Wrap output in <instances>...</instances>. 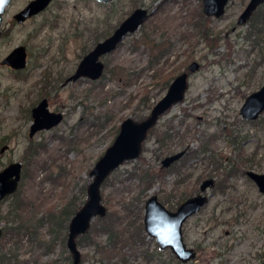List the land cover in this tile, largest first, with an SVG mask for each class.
Instances as JSON below:
<instances>
[{
    "label": "rangeland",
    "instance_id": "1",
    "mask_svg": "<svg viewBox=\"0 0 264 264\" xmlns=\"http://www.w3.org/2000/svg\"><path fill=\"white\" fill-rule=\"evenodd\" d=\"M28 1L12 0L2 17L0 61L13 47L23 44L27 66L25 71H15L0 62V147L8 144L0 152V169L13 160L25 161L28 143H45V148L36 154L40 163L36 164L39 168L35 178L26 179L21 185L22 200L28 205L31 220L41 216L46 208L60 207L68 195L86 200L87 192L82 196L81 186L91 180L89 171L110 145L115 127L126 117L142 119L139 115L149 112L146 102L154 103L166 90L154 82L162 81L163 75L173 69L181 72L196 60L200 67L189 74L183 99L157 122L172 125L171 137L161 147L148 134L140 155L123 161L102 183L101 193L109 199V209L119 211L125 207L134 209L127 202L135 203L138 193L144 198L155 192L159 196L168 193L179 175L171 173L164 183L154 181L150 188L141 190L137 169L144 167L154 172L170 150L196 148L201 139L215 132L210 143L214 160L222 156L227 162L239 150L240 157L249 160L226 179L228 184L222 191L215 188L221 175L214 173L209 151L184 157L186 166L180 171L182 175L191 174L186 195L194 194L204 177L211 176L216 181L208 190L209 202L183 224L184 241L196 250L195 257L177 262L169 248L160 249L155 238L145 232L146 246L156 256L146 261L140 254L131 255L128 264H260L264 259V192L246 171H264V112L254 123L245 121L239 112L245 97L264 82V59L260 60L258 50L249 51L246 30L250 17L244 23L237 22L248 0H228L221 16H210L205 21L207 40L199 33L204 25L203 19L198 20L202 0H52L38 14L16 22L13 14ZM160 2L162 6L157 7ZM138 6L146 7L150 15L101 58L106 62L103 75L97 80L80 78L63 83L94 43L110 34ZM157 53L158 60L151 62ZM161 68L162 76H153ZM145 94L148 98L143 104ZM41 97H47L51 110H63L64 118L29 140V107ZM193 128L197 133L194 137ZM234 133H238L236 143L230 140ZM73 143L74 147L65 149ZM42 163H46V168H40ZM66 168L72 169L63 178V185L58 176ZM13 200L8 196L0 201V212L11 210L9 216H14L17 203ZM23 214L25 219L26 213ZM3 225L1 218L0 226ZM46 228L42 226L39 231L44 240L50 238ZM95 238L104 240L105 235L100 232ZM85 241L77 243L81 253L93 254L92 246ZM49 246L44 249V243L39 245L24 235L15 249L14 263L73 264L66 242L63 245L55 240ZM8 247H12L9 242L3 249ZM80 264L99 263L91 256L80 260Z\"/></svg>",
    "mask_w": 264,
    "mask_h": 264
},
{
    "label": "water",
    "instance_id": "2",
    "mask_svg": "<svg viewBox=\"0 0 264 264\" xmlns=\"http://www.w3.org/2000/svg\"><path fill=\"white\" fill-rule=\"evenodd\" d=\"M11 1L0 0V35L3 13ZM51 1L29 0L25 6L14 14V18L18 23L23 22L27 17L44 10ZM99 1L108 2L110 0ZM227 3L228 0H202V12L207 16L219 17L225 12ZM262 3H264V0H248L239 14L237 22H246L252 12ZM149 15L150 11L146 7H135L108 36L96 42L92 49L82 56L74 73L66 78V82L76 80L80 76H88L92 79L99 78L104 70V63L100 56L113 51L124 36L135 31ZM0 62L15 69L24 68L27 64L25 45L19 44L13 47ZM199 65V62L193 60L189 63L188 69L195 71L199 68ZM186 88L187 73L183 72L171 81L164 94L152 106L145 118L136 121L132 117H126L121 121L114 140L90 170L92 179L87 185L86 200L77 208L69 220L66 246L71 253L73 264H80L81 260V251L77 244L78 235L88 230L91 220L95 216H102L106 213V206L102 202L100 192L102 182L124 160L136 158L140 154L142 142L148 130L163 112L183 98ZM31 112L33 120L29 128L30 135H33L39 129L50 128L58 124L63 118L61 111H53L48 108L46 97L33 106ZM239 112L243 118L248 120L257 119L264 112V83L245 97ZM5 146L3 145L1 150ZM184 152L183 149L165 156L162 160L163 165H169L182 156ZM21 173L22 162L20 160L11 161L0 169V201L16 191ZM246 173L255 181L258 189L264 192V171L256 172L249 169ZM212 182L213 180L210 178L205 179L200 188L204 190ZM208 200L209 196L206 194L197 193L182 201L175 210H170L158 199L157 194H151L144 204L143 223L146 233L155 238L160 249L170 248L180 261L188 262L192 260L196 255V251L184 241L182 225L186 218L196 213ZM2 232L3 229L0 226V237ZM260 264H264V259Z\"/></svg>",
    "mask_w": 264,
    "mask_h": 264
},
{
    "label": "trees",
    "instance_id": "3",
    "mask_svg": "<svg viewBox=\"0 0 264 264\" xmlns=\"http://www.w3.org/2000/svg\"><path fill=\"white\" fill-rule=\"evenodd\" d=\"M136 3V2H135ZM139 4V3H136ZM162 2L157 4V7L162 6ZM201 16V17H200ZM200 17V18H199ZM198 20L203 19L204 25L201 24L199 33L201 34V37H206L205 39H209V32L206 33L205 31V21L210 19V16L204 15L202 12H200L198 16ZM249 24L248 28L246 30V37L249 38L250 41V50H258V54L261 53L260 60L264 59V53L262 51V43H263V37H264V3L259 5L254 11L253 14L249 18ZM188 34V33H187ZM217 44V43H215ZM161 53V52H160ZM155 54L150 59L151 62L157 61L158 54ZM255 68L253 65L252 70ZM163 69L161 68L160 71H155L153 76L158 77L162 76ZM175 69H173L170 72H166L163 75L162 81L157 82L158 88H164L166 87L170 79L175 76ZM46 74L44 77L46 78ZM45 88L47 87V84L44 83ZM148 98V95H144L141 99V103L145 104V100ZM153 103H149L148 101L145 104V108L149 110L152 107ZM148 113H142L139 115L141 118H144ZM260 119V117L258 118ZM257 119V120H258ZM256 120V122H257ZM264 120V118H263ZM262 120V121H263ZM248 121V120H245ZM251 123H254V120H250ZM165 127V128H164ZM172 125L170 123H167L166 125L162 126V128H157L155 130V141L159 144V146H164L166 144V141L170 135H172L170 128ZM190 129V127H189ZM196 128H193V137L194 135H197ZM186 130V129H185ZM236 130L235 128L233 129ZM118 131V125L115 127L114 136ZM152 132V129L149 132ZM216 135L215 132H213L207 139H201L199 142V146L196 148L188 147L187 155L192 153L193 155L196 154L197 151L200 152H207L208 157H210V161L212 163L213 168L219 177L221 175V181L218 183V187L220 190H225L227 186L226 179H229L231 177V174L233 172H237V170L242 169V166L245 162L244 159L240 157V150L238 153H236V157H229V160L225 162L224 157L218 156V160L213 159L214 150L212 147H210V143L212 138ZM199 139V135L197 136ZM238 138V133H234L230 140H232L234 143H236L235 140ZM113 140V139H112ZM45 146V143H41L40 141L29 143L26 146V160L24 161V168H23V177L21 184L19 188L10 196V198L14 200L13 202L17 203V211L14 213V216H9L10 211L7 213H1L0 212V219L2 218L4 220V225L2 227L3 233H2V239L0 240V264H17L14 263L17 259L15 258V249L19 247V243L21 241V238L24 235H27L29 238H34L39 245L44 243L45 248L48 249L50 246V243H53L55 240L61 242L63 245H65L66 238H67V232H68V223L71 218V216L74 214V212L77 210V208L84 202L85 200L79 201V198H75L74 195H68L65 202L58 208L50 207L46 208L43 212V214L37 218H33L31 220V216H29V212H27L26 207L28 206L26 201L22 200V183L29 178H35V175L37 173V170L39 167H36L37 163H40L37 161L36 154H38ZM70 147H74V143L69 146H67L65 149L69 150ZM45 148V147H44ZM244 159V160H243ZM178 166V168H177ZM186 166V161L182 159L178 163L173 164L170 168H164L162 167L160 170L156 172H152L144 167H139L136 171V175L139 177L140 182L142 183V189L146 190L150 188L153 185L154 181L163 182L165 180V177L170 173H176L179 175V178H185L186 175L190 173H185L182 175V172L180 171L181 168ZM40 168H46V163H42L40 165ZM143 168V169H142ZM72 168H66L64 172H60L58 178L61 180V182L64 185L63 178L71 172ZM142 169V170H141ZM177 170V171H174ZM179 180V179H178ZM176 180V186L180 184V180ZM86 187L87 184H83L81 186L80 192L81 195H86ZM178 192V193H176ZM187 191L186 189H180L179 187H173L172 189L163 195H160L161 199L165 203H169L170 206H173L172 200H175L176 203L179 202L182 197L186 195ZM103 196L104 203L107 207L106 213L104 215L97 216V220L94 223H91L88 230L78 235L77 237V243H81L82 240H86L89 245L92 246L93 254H90L89 252L81 253V261L85 260L86 258L91 256H95V262H98L99 264H128L129 258L131 255L137 256V254L142 255V257L149 261L151 260L155 255L154 251H150L146 246V233L144 230V224H143V205L145 198L140 197V193H138L134 200H136L135 203L133 201L127 202V205L132 204V208L125 207L123 211L119 210H110L109 206V199L106 198V196ZM16 200V201H15ZM27 205V206H26ZM37 205H35L36 207ZM26 213V218L23 219L24 214ZM17 217H21L19 220H17ZM47 226L46 230L49 234V237L47 240H44L43 237L40 235V228L42 226ZM103 233L105 235L104 240H97L95 237L98 233ZM9 242L12 247H8V249H3L5 244ZM172 256L175 258V256L172 254ZM177 262H179L178 259H176Z\"/></svg>",
    "mask_w": 264,
    "mask_h": 264
},
{
    "label": "flooded vegetation",
    "instance_id": "4",
    "mask_svg": "<svg viewBox=\"0 0 264 264\" xmlns=\"http://www.w3.org/2000/svg\"><path fill=\"white\" fill-rule=\"evenodd\" d=\"M98 1H99V0H98ZM100 2H103V1H100ZM103 3H107V2H103ZM40 12H41V11H40ZM15 13H16V12H15ZM15 13H14V14H15ZM14 14H13V18H14ZM37 14H38V13H37ZM35 15H36V14H35ZM32 16H33V15H32ZM29 17H31V16H29ZM29 17H27V18H29ZM27 18H26V19H27ZM26 19H25V20H26ZM14 20H15V18H14ZM25 20H24V21H25ZM15 21H16V20H15ZM24 21H23V22H24ZM16 22H17V21H16ZM114 29H115V28H114ZM114 29H113V30H114ZM113 30H112V31H113ZM112 31H111V32H112ZM111 32H110V33H111ZM2 33H3V31H2V27H1V34H2ZM128 34H129V33H128ZM108 35H109V34H108ZM108 35H107V36H108ZM0 36H1V35H0ZM122 40H123V39H122ZM96 42H98V41H96ZM96 42L94 43V45L96 44ZM94 45H93V46H94ZM93 46H92V47H93ZM92 47H91L90 49H92ZM90 49H89V50H90ZM89 50H88V51H89ZM88 51H87V52H88ZM87 52H86V53H87ZM111 52H112V51H111ZM111 52H107V53H105V54H102V55L100 56V59H101L103 56H105V55H107V54H109V53H111ZM81 58H82V57H81ZM101 60H102V59H101ZM79 61H80V60H79ZM102 61H103V60H102ZM78 63H79V62H78ZM78 63H77V65H78ZM103 63H104V70H105L106 62L103 61ZM77 65L75 66V68H74V70H73L72 73H74V71H75ZM188 65H189V64H188ZM26 66H27V64H26ZM26 66H25L24 68H21V69H15V68H12V67H10V66H9V67H10L11 69H14L15 71H21V70H24V71H25ZM199 67H200V65H199ZM104 70H103V73H104ZM195 71H196V70H195ZM183 72H186V73H187V85H188V76H189V74H190L191 72H194V71H190V70L188 69V66H187V67H184V69H183L181 72L177 73V74L172 78V80H173L177 75H179V74H181V73H183ZM72 73H70L69 75H71ZM103 73H102V75H103ZM69 75H68V76H69ZM102 75H101V76H102ZM68 76L65 77L63 83H67V82H70V81H76V80H78V79H80V78H87V79H90V80H97V79H99V78L101 77V76H100L99 78L92 79V78H90V77H88V76H80V77L77 78L76 80H69V81L66 82V78H67ZM172 80H170L169 84L166 86L165 89L168 88V86L170 85V83H171ZM154 83L156 84L157 82H154ZM263 83H264V82H263ZM263 83H262V84H263ZM165 91H166V90H165ZM185 91H186V90H185ZM184 93H185V92H184ZM41 95L44 96L45 94H41ZM183 97H184V96H183ZM42 98H44V97H41V98H40V99H39V100H38L33 106H35V105H36V104H37ZM46 98H47V97H46ZM182 99H183V98H182ZM182 99H181V100H182ZM47 100H48V99H47ZM181 100H179V101H181ZM157 101H158V100H156V101L153 103V105H154ZM179 101H177V102H179ZM177 102H175V103H177ZM175 103H174V104H175ZM174 104H172L171 106H173ZM153 105H152V106H153ZM30 106H31V105H30ZM33 106L29 107L28 119L31 120L30 123H29V128H30V124H31V122H32V120H33L32 112H31ZM171 106H170V107H171ZM170 107H169V108H170ZM48 108H49V105H48ZM151 108H152V107H151ZM151 108L149 109V112H150ZM169 108H168V109H169ZM49 109H50V108H49ZM168 109H167V110H168ZM50 110H51V109H50ZM53 111H60V110H53ZM61 112L63 113V118H64V111L62 110ZM149 112H148V114H149ZM163 113H164V112H163ZM163 113H162V114H163ZM162 114L159 116V118L162 116ZM146 116H147V115H146ZM146 116H145V117H146ZM145 117H144V118H145ZM63 118H62V120H63ZM159 118H158V120H159ZM142 119H143V118H142ZM142 119H140V120H142ZM158 120H157V121L154 123V125L148 130L147 135L149 134L150 130L152 129V132L150 133V137H151V138H155V130H156L157 128H158V129H159V128H162V126H163L162 124H158V125H157ZM245 120H247V119H245ZM136 121H139V120H136ZM59 123H60V122H59ZM59 123H58V124H59ZM120 123H121V122H120ZM120 123L118 124V131H119ZM56 125H57V124H56ZM56 125H54V126H56ZM54 126H52V127H50V128H42V129H39V130H37L36 132H34L33 135H30V134H29V128H28V137L31 138V137L34 136L37 132H39V131H41V130H44V129H51V128H53ZM171 128H172V127H171ZM171 128H170V131H171ZM118 131H117V133H118ZM176 132H178V131H176ZM117 133L115 134V136L117 135ZM171 133H173V132L171 131ZM147 135H146V137H147ZM115 136H114V138H115ZM170 136H171V135H170ZM146 137H145V139H146ZM114 138H113V140H114ZM145 139H144V140H145ZM29 140H32V138L29 139ZM113 140H112V141H113ZM144 140H143V142H144ZM112 141H111V143H112ZM143 142H142V146H143ZM155 142H156V141H155ZM33 143H34V142H33ZM111 143H110V144H111ZM28 144H29V143H28ZM156 144L159 146V144H158L157 142H156ZM3 145H6V146H5V148H4L3 150H1V147H2ZM3 145L0 147V152H3L5 149L8 148V144H3ZM142 146H141V148H142ZM107 147H108V146H107ZM161 147H163V146H161ZM183 149L185 150V152L183 153L182 156H180L178 159H176V160H174L173 162H171L169 165H163L162 160L164 159L165 156L170 155V154H173V153H175V152H177V151H180V150H183ZM104 151H105V150H104ZM187 151H188V146H184V147H182V148H180L179 150H176V151H174V150H170L169 152H167V154H165V155L161 158V160H160V163H161V164H160V167H159L157 170H155L154 172L160 170L162 167H164V168H170L171 166H173V164L178 163L179 161H181L182 159H184V157H185L186 154H187ZM101 155H102V154H101ZM101 155H100V156H101ZM139 155H140V154H139ZM139 155H138V156H139ZM138 156H137V157H138ZM127 160H128V159H127ZM13 161H14V160H13ZM20 161L22 162V173H21V178H20L19 184H18V188H19V186H20V184H21V181H22V177H23V168H24V161H23V160H20ZM124 161H125V160H124ZM10 162H11V161H10ZM95 162H96V161H95ZM7 164H8V163H7ZM94 164H95V163H94ZM211 167L213 168V166H211ZM1 169H2V168H1ZM91 169H92V168H91ZM91 169H90V170H91ZM115 169H116V168H115ZM115 169H114V170H115ZM114 170H112V171L110 172V174H111ZM171 173H172V172H170L169 174H171ZM204 173L206 174V172H204ZM204 173H203V174H204ZM89 174H90V171H89ZM110 174H109V175H110ZM169 174H168V175H169ZM203 174H202V175H203ZM109 175H108V176H109ZM202 175H201V176H202ZM108 176H107V177H108ZM203 176H204V175H203ZM107 177H106V178H107ZM190 177H191V174L186 175L185 178H183V179H182V178H178V179L180 180V184H179L178 186H176V182H177V181H176V182H174V184L172 183L173 187H175V188H176V187H179L180 189H183L181 186H184V189L187 188L186 186H188V184L191 183V182H190ZM106 178L104 179V181L106 180ZM165 178H166V177H165ZM208 178L212 179L213 182H212V184L208 185L204 190H202V189L200 188V186H201L202 182H203L205 179H208ZM91 179H92V178H91ZM178 179H177V180H178ZM179 180H178V181H179ZM252 180H253V179H252ZM104 181H103V182H104ZM194 181H195V180H194ZM194 181H193V182H194ZM253 181H254V180H253ZM103 182H102V183H103ZM215 182H216L215 179H214L213 177H211V176L202 178L201 182L199 183L198 189H197L196 192H195L194 194H192V195H195V194H197V193H203V194H206L207 196H209V199H210V193H208V190H209V188H211V187L215 184ZM254 182H255V181H254ZM88 183H89V182H88ZM87 185H88V184H87ZM101 185H102V184H101ZM256 185H257V184H256ZM226 187H227V186H226ZM18 188H17V189H18ZM215 188H216V190H218L217 188H219L217 183H216V185H215ZM17 189H16V190H17ZM171 189H172V187H171ZM186 191H187V190H186ZM86 192H87V187H86ZM100 192H101V187H100ZM13 193H14V192H13ZM13 193H12V194H13ZM187 193H188V191H187ZM187 193H186V194H187ZM12 194L7 195V196H5V197L11 196ZM152 194H154V193H152ZM155 194H157V193L155 192ZM160 195H161V194H160ZM192 195H185V196L182 197V199H180L179 202H177V203H176L175 200H172V202H170V203H173V204L176 203V204H177V205L175 204L176 206H175V205H174V206H170L169 203H165V202H163L162 199H161V197H160L158 194H157V197H158V199H159V200H160V201H161V202H162L167 208H169L170 210H175V209L177 208V206H178L182 201H184L185 199H187L188 197H190V196H192ZM101 196H102V193H101ZM149 196H150V195H149ZM149 196H148V197H149ZM148 197H147V198H148ZM147 198H145V201H146ZM102 200H103V196H102ZM145 201H144V204H145ZM208 202H209V200H208ZM208 202H207V203H208ZM103 203H104V202H103ZM207 203H206V204H207ZM206 204H204L203 206H205ZM104 205H105V203H104ZM105 206H106V205H105ZM203 206H202V207H203ZM202 207H201V208H202ZM201 208H200V209H201ZM200 209H199V210H200ZM106 210H107V207H106ZM199 210H198V211H199ZM198 211H197V212H198ZM197 212H196V213H197ZM194 214H195V213H194ZM192 215H193V214H192ZM192 215H190V216H192ZM143 216H144V205H143ZM190 216H189V217H190ZM189 217H188V218H189ZM188 218H186V220H187ZM186 220H185V221H186ZM185 221H184V222H185ZM143 224H144V223H143ZM183 224H184V223H183ZM144 230H145V228H144ZM182 231H183V225H182ZM145 232H146V231H145ZM2 233H3V232H2ZM158 247H159V246H158ZM167 248H168V247H167ZM169 249H170V248H169ZM195 251H196V250H195ZM192 260H193V259H192Z\"/></svg>",
    "mask_w": 264,
    "mask_h": 264
}]
</instances>
